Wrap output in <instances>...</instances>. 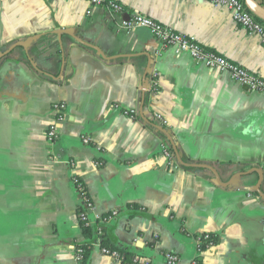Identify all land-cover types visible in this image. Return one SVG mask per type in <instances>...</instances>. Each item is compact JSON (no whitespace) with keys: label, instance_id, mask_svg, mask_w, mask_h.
Instances as JSON below:
<instances>
[{"label":"crops","instance_id":"1","mask_svg":"<svg viewBox=\"0 0 264 264\" xmlns=\"http://www.w3.org/2000/svg\"><path fill=\"white\" fill-rule=\"evenodd\" d=\"M116 1L121 17L84 0H0V264H76L88 239L75 179L93 217L122 210L103 238L132 258L264 264V96L122 22L150 18L264 76L260 38L208 0ZM205 234L217 244L199 254ZM89 264L122 263L94 249Z\"/></svg>","mask_w":264,"mask_h":264},{"label":"built area","instance_id":"2","mask_svg":"<svg viewBox=\"0 0 264 264\" xmlns=\"http://www.w3.org/2000/svg\"><path fill=\"white\" fill-rule=\"evenodd\" d=\"M89 4L102 7L108 10L111 14L116 16H123L125 14V8L118 3L116 0H84ZM212 4L228 9L234 21L244 28L247 32L257 35L264 48V24L258 21L246 8L243 0H208ZM122 27L128 32H133L140 28L148 29L157 41L162 44L165 50H171L174 54L181 56L183 54H188L190 57L197 61L198 63L206 66L210 70H220L228 72L231 78L239 83L240 85L248 88L249 91L263 95L264 96V76L254 74L247 69L227 60L218 54L208 51L203 48L196 40L176 32L172 28L162 25L150 18L144 17L139 14H135L128 20H123ZM67 109L65 103H58L54 105L53 110L57 114L54 122H52L47 131V139L50 142H55L59 139V124L64 121V114ZM136 111L131 110L126 112V115L131 117L136 115ZM154 120H156L160 127L165 129L168 124L166 119L161 115H155ZM85 144H89L90 140L88 138H83ZM166 157L172 160V154L168 147L163 149ZM103 163H97L96 166H102ZM78 193L82 199V209L79 213V220L81 226L89 227L93 230V237L88 239L91 242L92 250L99 249V251L122 264L124 256L118 251H112L101 245L103 240V235L106 226L117 218L122 210L115 209L109 214L92 216L93 202L90 199L88 191L84 184L79 180L75 179ZM197 251L202 254L205 250L210 249L215 245L212 241L210 234H205L199 236L196 240ZM76 264H81L84 259V251L82 248H77L76 251ZM167 264H179V259L175 254L168 253L165 256ZM129 264H150L146 259L134 257L132 262ZM192 264H199L198 260L192 262Z\"/></svg>","mask_w":264,"mask_h":264},{"label":"trees","instance_id":"3","mask_svg":"<svg viewBox=\"0 0 264 264\" xmlns=\"http://www.w3.org/2000/svg\"><path fill=\"white\" fill-rule=\"evenodd\" d=\"M258 1L264 6V0H258ZM82 230H83L84 236L87 239H90V238L93 237V230L91 228L83 226ZM211 238H212V241H214V243L217 244L216 237L215 236H211ZM91 245H92L91 242H89V240H88L86 243H84V244H82V245L79 246L84 251V259L81 262V264H89V256H90V254L92 252ZM101 245L103 247H106V248L112 250V251H118V252H120L124 256V259H123V263L124 264L131 263L132 262V259L134 258V257L133 258L130 257V255L127 252H124V251H122V250H120L118 248H111L110 246H108L107 243H106V241L104 240V238H103V240L101 242Z\"/></svg>","mask_w":264,"mask_h":264},{"label":"water","instance_id":"4","mask_svg":"<svg viewBox=\"0 0 264 264\" xmlns=\"http://www.w3.org/2000/svg\"><path fill=\"white\" fill-rule=\"evenodd\" d=\"M247 10L260 22L264 24V6L258 0H243ZM149 72L146 73L147 78Z\"/></svg>","mask_w":264,"mask_h":264}]
</instances>
